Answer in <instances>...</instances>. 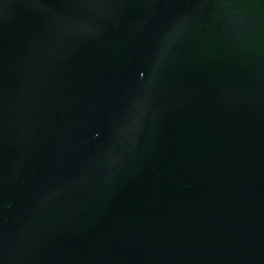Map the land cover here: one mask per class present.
Listing matches in <instances>:
<instances>
[{
    "label": "water",
    "instance_id": "95a60500",
    "mask_svg": "<svg viewBox=\"0 0 264 264\" xmlns=\"http://www.w3.org/2000/svg\"><path fill=\"white\" fill-rule=\"evenodd\" d=\"M0 264H264V0H0Z\"/></svg>",
    "mask_w": 264,
    "mask_h": 264
}]
</instances>
